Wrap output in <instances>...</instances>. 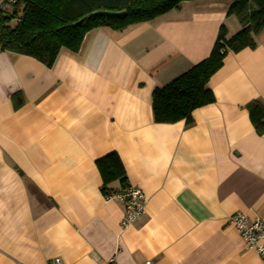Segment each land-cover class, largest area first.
Wrapping results in <instances>:
<instances>
[{"label": "crops", "instance_id": "crops-1", "mask_svg": "<svg viewBox=\"0 0 264 264\" xmlns=\"http://www.w3.org/2000/svg\"><path fill=\"white\" fill-rule=\"evenodd\" d=\"M232 2L94 28L52 67L0 49V264H264L227 223L264 220V134L247 108L264 103V28L227 54L192 124L157 123L152 108L154 88L206 59L222 25L243 28ZM111 152L147 198L127 228L124 203L101 190L96 161Z\"/></svg>", "mask_w": 264, "mask_h": 264}, {"label": "trees", "instance_id": "trees-1", "mask_svg": "<svg viewBox=\"0 0 264 264\" xmlns=\"http://www.w3.org/2000/svg\"><path fill=\"white\" fill-rule=\"evenodd\" d=\"M190 0H2L0 5V49L31 56L52 67L62 48L78 52L87 32L107 26L123 30L152 20ZM4 3L9 7L4 8ZM125 10L119 16H92L74 25L85 14L98 10ZM227 15H233L243 28L227 37L222 25L210 55L163 86L154 88L152 108L157 123L185 120L192 124V112L213 103L215 95L208 87L210 78L222 67L229 52L255 48L257 36L264 28V0H233ZM258 134H264V103L253 99L247 105ZM102 175L104 196L129 186L126 171L117 152L96 161ZM118 181L120 188L112 183Z\"/></svg>", "mask_w": 264, "mask_h": 264}, {"label": "built area", "instance_id": "built-area-1", "mask_svg": "<svg viewBox=\"0 0 264 264\" xmlns=\"http://www.w3.org/2000/svg\"><path fill=\"white\" fill-rule=\"evenodd\" d=\"M14 2L15 0H8ZM107 199L120 200L124 203V216L121 222L123 228H127L137 222L145 212L147 198L143 191L129 185L122 191L114 192ZM227 223L233 225L240 233L247 248L254 249L264 257V220L257 216L250 218L246 213L236 212L227 218ZM47 264H65L60 257L51 258ZM144 264H153L146 261Z\"/></svg>", "mask_w": 264, "mask_h": 264}, {"label": "water", "instance_id": "water-1", "mask_svg": "<svg viewBox=\"0 0 264 264\" xmlns=\"http://www.w3.org/2000/svg\"><path fill=\"white\" fill-rule=\"evenodd\" d=\"M125 13H126L125 10L98 9V10H94V11H91V12L85 14L83 17H81L80 19L76 20L73 24L76 25V24L82 22L83 20H85L87 18H90L92 16H98V15L119 16V15H123Z\"/></svg>", "mask_w": 264, "mask_h": 264}, {"label": "rangeland", "instance_id": "rangeland-1", "mask_svg": "<svg viewBox=\"0 0 264 264\" xmlns=\"http://www.w3.org/2000/svg\"><path fill=\"white\" fill-rule=\"evenodd\" d=\"M5 4V7L8 8L9 7V4L8 3H4ZM107 9V8H106Z\"/></svg>", "mask_w": 264, "mask_h": 264}]
</instances>
